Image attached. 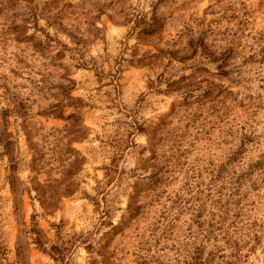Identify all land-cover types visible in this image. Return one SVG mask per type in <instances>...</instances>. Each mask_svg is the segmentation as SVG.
Returning a JSON list of instances; mask_svg holds the SVG:
<instances>
[{
  "label": "clouds",
  "instance_id": "1",
  "mask_svg": "<svg viewBox=\"0 0 264 264\" xmlns=\"http://www.w3.org/2000/svg\"><path fill=\"white\" fill-rule=\"evenodd\" d=\"M36 253L264 264V0H0V264Z\"/></svg>",
  "mask_w": 264,
  "mask_h": 264
},
{
  "label": "rangeland",
  "instance_id": "2",
  "mask_svg": "<svg viewBox=\"0 0 264 264\" xmlns=\"http://www.w3.org/2000/svg\"><path fill=\"white\" fill-rule=\"evenodd\" d=\"M9 119H10V117H9ZM9 126L11 127V124H9ZM7 194H9V195L11 194V189L8 190V193H7ZM27 199H28V196H27V194L25 193V194H24V201H25V206H26V207H28V205H27V203H26V202H27ZM34 262H35V264H40L39 253H36V254H35V256H34Z\"/></svg>",
  "mask_w": 264,
  "mask_h": 264
}]
</instances>
